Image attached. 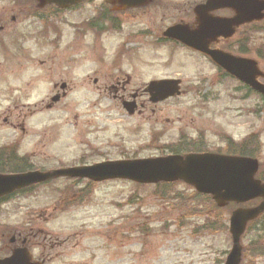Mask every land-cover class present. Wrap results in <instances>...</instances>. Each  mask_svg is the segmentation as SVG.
I'll return each instance as SVG.
<instances>
[{
    "label": "rangeland",
    "instance_id": "374dc122",
    "mask_svg": "<svg viewBox=\"0 0 264 264\" xmlns=\"http://www.w3.org/2000/svg\"><path fill=\"white\" fill-rule=\"evenodd\" d=\"M194 1L133 11L119 16L116 32L95 37L86 28L76 37L68 23L92 19L100 3L46 26L29 13L31 1L0 0V156L47 172L159 157L168 146L224 155L255 136L264 177V98L207 58L162 40L167 26L186 9L192 13ZM174 4L180 13L170 11ZM259 28L242 51L230 44L228 53L254 61L255 82L264 87V20ZM176 79L180 96L152 104L143 93L150 82ZM60 83L67 84L65 97L53 103ZM117 83L126 101L138 93V114L127 115L105 91ZM86 185L58 179L1 201L0 259L25 241L45 264H223L234 205L205 209L181 182L161 193L155 185L109 181L80 196ZM207 220H217L214 232ZM259 236L251 230L242 236L241 264H264V255L243 254Z\"/></svg>",
    "mask_w": 264,
    "mask_h": 264
},
{
    "label": "water",
    "instance_id": "95a60500",
    "mask_svg": "<svg viewBox=\"0 0 264 264\" xmlns=\"http://www.w3.org/2000/svg\"><path fill=\"white\" fill-rule=\"evenodd\" d=\"M46 1L49 3L55 2L60 7H65L81 0ZM228 1L229 6L235 12V17L232 20L224 21L230 27L228 36L232 34L233 25L238 26L262 18L257 15L262 6L256 4L253 0L251 1L254 3H245L249 0H212L209 5L217 8L221 4H228ZM124 3L126 4L125 7H132L128 0H125ZM201 13H197L200 19L199 27L195 32L190 33L180 27H173L168 29L164 35L209 56L217 66L264 96V87L255 82V79L259 77L255 62L235 58L215 50H207L206 42L203 39H206L213 34L212 32L220 28L221 22L217 20L207 21L205 20L206 12ZM203 16L204 19H202ZM179 84L180 81L178 80L150 82L146 89L150 102L158 103L179 96ZM123 108L129 115H132L135 110V103L124 102ZM258 167L257 160L252 158L203 153L104 162L92 166L68 168L47 173L0 174V198L15 191L61 177L87 179L94 183L124 180L141 185L182 182L193 188L197 194L210 196L219 209L225 208L229 204L243 205L260 198L262 201L256 207L250 209L237 208L232 211L229 218L228 231L231 237V248L224 264H240L242 257L240 238L246 229V225L264 212V185L255 179ZM0 264L39 263L31 262V256L26 248H18L13 250L11 256L1 259Z\"/></svg>",
    "mask_w": 264,
    "mask_h": 264
},
{
    "label": "flooded vegetation",
    "instance_id": "af4514ba",
    "mask_svg": "<svg viewBox=\"0 0 264 264\" xmlns=\"http://www.w3.org/2000/svg\"><path fill=\"white\" fill-rule=\"evenodd\" d=\"M31 1L32 7L29 9V13H31L33 18L36 21H39L41 23H44L46 26L49 24H56L54 22V19H61L63 15H67L71 17V20L73 18H78V16L81 15V7H83L86 4H91L94 2L100 3L99 9L95 11V15L92 19H81L82 21L79 25H75L72 22H69L68 25H73V30L75 33V36L77 37V34H82L85 29L87 31H93L95 37H99L102 33L113 31L116 32L120 28H122L123 21L120 20V17L122 15H126L130 12L137 11V10H144L148 9L154 5L162 6V5H168L171 3H178L184 0H149L147 3V0H128V3L132 4V7H125L126 5L124 2L125 0H84L79 2H73L72 4H69L65 7L56 6L54 2L49 3L46 0H28ZM212 0H196L194 1L193 5L190 7V11H192L191 14H187V9L184 11V18L179 19L178 22H173L169 26H167L164 30L170 28V27H180L186 32H195L199 27V15L197 13L200 12H206L205 20L207 21H213L217 20L221 22L219 25L220 28L216 29L213 34L209 35L206 39H203L206 42V48L207 50L213 51L217 50L222 53L229 52V46L232 43H236L235 41H230L234 36L238 34V44L244 45V29L247 27H253L255 28L256 22H253L251 24L243 25V26H232V34L228 36V33L230 31L229 25L227 26L224 21H230L235 17V12L228 4H221V6H217V8H213V6L209 5V2ZM255 3L260 4L262 6V9L258 11V14L260 17H263L264 19V0H253ZM253 1L249 0L245 3H254ZM187 3V2H185ZM174 4L175 8H171V12H178V7ZM28 6V5H27ZM168 10V9H167ZM166 10V11H167ZM26 11V10H24ZM120 16V17H119ZM204 19V16L203 18ZM261 19V20H263ZM260 20V21H261ZM49 21V22H48ZM61 21V20H60ZM48 22V23H47ZM58 22V21H56ZM260 23V22H259ZM162 40L167 41L169 43H173L176 45H180L184 49H187L189 51L198 53L204 58L209 59L206 55L202 54L199 51H196L192 48H189L185 46L184 44L178 42L177 40H173L171 38H167L164 36V32L162 33ZM97 83V80L94 81V84ZM53 89L56 90V95L54 98H58L59 100L63 97H65V90L67 89V84L60 83L59 85L55 84L53 86ZM60 92V95L58 92ZM105 91L112 94V98L114 100H118L120 104L123 101H126L124 98V95L122 93H125V89L123 86H121L119 83L116 84V86H110L106 87ZM119 92L121 95L119 96ZM144 95L148 97V94L143 91ZM138 93L130 96L129 101H134L136 105V112L139 113L138 106L141 107V105L138 104ZM52 100V99H51ZM58 100V101H59ZM57 101V102H58ZM56 102V103H57ZM143 108V107H142ZM34 261L39 262L41 264H45V260L43 259H36L34 258Z\"/></svg>",
    "mask_w": 264,
    "mask_h": 264
},
{
    "label": "trees",
    "instance_id": "16d2710c",
    "mask_svg": "<svg viewBox=\"0 0 264 264\" xmlns=\"http://www.w3.org/2000/svg\"><path fill=\"white\" fill-rule=\"evenodd\" d=\"M190 149H174V148H169V152L172 154H186V153H190V152H195V153H199V150L195 147H192L190 145L189 147ZM228 154H233V155H240V156H246V157H255L258 152H257V142H255L254 140L248 139V141H244L243 144L233 147L231 146L230 149H228ZM11 154H2L0 156V174H11V173H16V172H20V170L22 172H25L27 170L26 169V164L23 162L22 165L18 164L16 165L11 157ZM257 177L262 181V183H264V177H263V173L261 171V169L259 170V173L257 175ZM174 184H159L156 187L158 188V192L164 193L167 189H170L171 186H173ZM87 189H84L82 191H80V194L85 193L86 191H88L90 189V187H92V183H88L87 185ZM37 187V186H35ZM34 187H29L27 189H24L23 191H30L31 189H33ZM22 192V191H20ZM19 193V192H18ZM192 198L196 201L200 200V203L202 205H204L203 207L205 209L207 208H212L214 210H217L216 206L214 205V203L211 201L210 197L208 196H203V195H199L197 193H193ZM5 199H0V204L1 201H3ZM206 226L205 228L208 229L211 232L215 231V226L217 224V220L214 221H210L207 220L206 221ZM255 231L256 234L260 235V234H264V213L253 223L249 224L248 230L247 232L249 233V231ZM262 241L257 240L255 242H251L248 246H246V248L244 249V255L245 256H254L252 258H259L262 255H264V249L262 246Z\"/></svg>",
    "mask_w": 264,
    "mask_h": 264
}]
</instances>
